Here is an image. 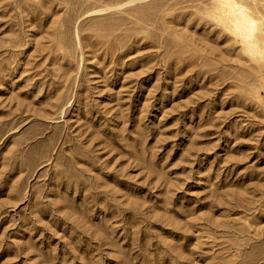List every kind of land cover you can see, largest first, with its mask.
Segmentation results:
<instances>
[{
    "label": "rangeland",
    "instance_id": "rangeland-1",
    "mask_svg": "<svg viewBox=\"0 0 264 264\" xmlns=\"http://www.w3.org/2000/svg\"><path fill=\"white\" fill-rule=\"evenodd\" d=\"M129 1L0 0V264H264V0Z\"/></svg>",
    "mask_w": 264,
    "mask_h": 264
},
{
    "label": "bare ground",
    "instance_id": "bare-ground-1",
    "mask_svg": "<svg viewBox=\"0 0 264 264\" xmlns=\"http://www.w3.org/2000/svg\"><path fill=\"white\" fill-rule=\"evenodd\" d=\"M135 1V0H134ZM130 3L131 2H133L132 0L131 1H129ZM102 10V9H101ZM100 10V11H101ZM98 11V10H97ZM250 20L248 19V17H247V15L244 13V12H240L239 13V16H237V17H235L234 18V21H233V23L234 24H239L240 25V27H242L241 25H243L244 27H242L241 29H243L245 32L247 31L246 29H245V27H246V22H249ZM250 24H252V21H250ZM250 24H249V27H250ZM243 30H240V33H242L243 32Z\"/></svg>",
    "mask_w": 264,
    "mask_h": 264
}]
</instances>
